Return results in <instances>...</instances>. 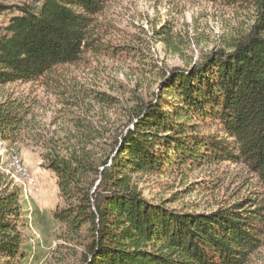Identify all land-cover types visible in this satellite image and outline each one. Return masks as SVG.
<instances>
[{"label":"trees","instance_id":"16d2710c","mask_svg":"<svg viewBox=\"0 0 264 264\" xmlns=\"http://www.w3.org/2000/svg\"><path fill=\"white\" fill-rule=\"evenodd\" d=\"M109 1H0V16L17 13L0 29V86L78 63ZM230 1L252 6L256 19L229 51L215 49L191 69L164 70L160 93L131 110L132 127L116 138L98 133L71 148L60 140L45 148L61 199L53 214L61 244L47 264H249L262 246L259 206L174 211L150 202L134 178L225 161L242 163L264 185V0ZM29 113L25 103L0 102L5 142H17ZM19 202L17 191L0 185V264H24Z\"/></svg>","mask_w":264,"mask_h":264},{"label":"rangeland","instance_id":"374dc122","mask_svg":"<svg viewBox=\"0 0 264 264\" xmlns=\"http://www.w3.org/2000/svg\"><path fill=\"white\" fill-rule=\"evenodd\" d=\"M0 1L19 7L43 0ZM13 14L0 16V29ZM255 19L252 6L230 0H110L94 17L91 46L78 63L59 66L35 82L0 86V102L19 101L30 109L21 137L13 144L3 140L0 152L1 188L20 197L24 264H47L61 244V226L53 217L61 205L57 179L42 159L51 140L71 148L84 135L116 138L132 127L131 110L160 93L164 70L191 69L215 49L229 51ZM12 151L22 173L10 163ZM134 178L144 197L170 210L211 213L243 201L264 215V185L240 162L170 166ZM262 237L249 264H264V232Z\"/></svg>","mask_w":264,"mask_h":264},{"label":"bare ground","instance_id":"6f19581e","mask_svg":"<svg viewBox=\"0 0 264 264\" xmlns=\"http://www.w3.org/2000/svg\"><path fill=\"white\" fill-rule=\"evenodd\" d=\"M5 142L3 141V139L1 138V135H0V152H5V149L3 148V146L5 145L4 144ZM10 163L14 169L15 172L17 173H22L23 172V166L21 164V160L19 159V156H17L15 154L14 151H12L11 155H10ZM22 168V169H21Z\"/></svg>","mask_w":264,"mask_h":264},{"label":"built area","instance_id":"2783aa9c","mask_svg":"<svg viewBox=\"0 0 264 264\" xmlns=\"http://www.w3.org/2000/svg\"><path fill=\"white\" fill-rule=\"evenodd\" d=\"M22 169V168H21Z\"/></svg>","mask_w":264,"mask_h":264}]
</instances>
